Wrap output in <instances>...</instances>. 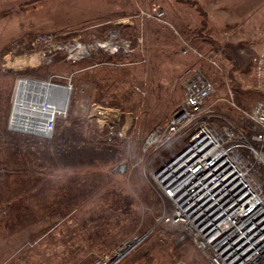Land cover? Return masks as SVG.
Returning <instances> with one entry per match:
<instances>
[{
	"label": "rangeland",
	"instance_id": "rangeland-1",
	"mask_svg": "<svg viewBox=\"0 0 264 264\" xmlns=\"http://www.w3.org/2000/svg\"><path fill=\"white\" fill-rule=\"evenodd\" d=\"M72 42L85 49L78 60L59 48ZM200 63L216 78L207 105L218 125L249 128L241 111L262 96L235 94L228 82L232 63L237 91L264 67V0H0V129L21 141L17 151L0 141V264H94L105 243L133 236L142 242L116 264H206L177 228L157 222L168 209L153 173L172 149L160 136L161 152L146 144ZM26 78L71 89L50 136L8 125ZM150 193L163 202L157 213Z\"/></svg>",
	"mask_w": 264,
	"mask_h": 264
},
{
	"label": "built area",
	"instance_id": "built-area-1",
	"mask_svg": "<svg viewBox=\"0 0 264 264\" xmlns=\"http://www.w3.org/2000/svg\"><path fill=\"white\" fill-rule=\"evenodd\" d=\"M51 39L50 36L40 38L44 42H49ZM73 45H75L74 42L68 43L64 47L59 45V48L67 50L70 59L78 60L83 54L72 53L68 46ZM73 47L78 48L79 46ZM21 80L17 82L16 90ZM50 84L53 86L51 94L56 101H59L62 98L60 90L56 88V84ZM184 88L183 99L170 115L167 125L162 130H156L150 134L148 138L152 139L151 141L146 139V144L149 143L150 146L153 141H157L156 147L161 152L164 146H159L156 139L160 136L163 144L172 149V154L153 173L157 195L169 205L168 213L160 216L157 221L177 228L180 239L191 242L194 248L199 250L198 252L206 264H264V205L257 206V201L260 198L264 200V182H262V178L256 181L261 187V190L256 191L248 182L247 177L252 171L251 163L248 161L239 162V157L247 152L254 154V163L261 164L262 167V162H264L262 160L264 158V96L256 100L251 111H241V116L244 115L251 126L246 130L233 129L239 134L241 131L248 132L249 140L253 143L252 146L232 132V124L224 120L225 118H223L224 124L218 125L217 116L213 115L214 112L207 105V100L215 92V85L201 69L192 70ZM15 97L16 92L13 106ZM49 107L52 106L44 102L43 110L32 114L30 129L23 132L50 136L58 112L55 111L42 121L41 115ZM218 119L220 118L218 117ZM19 121L23 120L19 119ZM8 125L12 128L11 130L19 131L15 128L17 124L13 123L11 117ZM204 138H207L206 146L202 143ZM206 147H208L207 150L198 155L195 161L188 166L190 157L197 150ZM157 148L156 150H158ZM199 163L200 165H198ZM177 164L178 167L183 165L184 169L179 175L172 178L170 173L176 170ZM223 165L226 166L222 171L230 169V174H234L235 179H239L240 190L235 193L242 190L245 197L246 195L248 197L242 204L237 197L238 199L232 202V206L224 201L223 204L227 206L220 212L219 217L213 212L204 217L201 213H197L196 209L192 210L191 206L186 205L179 193L178 182L187 178L184 175V170L187 174L195 176L198 169L206 170L210 167V170L207 171L208 175L211 171L219 173ZM181 174L184 177L178 180L177 178ZM245 209L251 212L246 214ZM140 242H142V237L133 236L126 239L109 253L97 257L94 264H116Z\"/></svg>",
	"mask_w": 264,
	"mask_h": 264
},
{
	"label": "bare ground",
	"instance_id": "bare-ground-1",
	"mask_svg": "<svg viewBox=\"0 0 264 264\" xmlns=\"http://www.w3.org/2000/svg\"><path fill=\"white\" fill-rule=\"evenodd\" d=\"M68 49L70 51L72 50V53L74 52L82 53V54L85 53V50L82 48V46L78 48L73 47V46H68ZM52 88L53 86L50 83L47 84V82L35 81V80H29V79H23L20 81V84L18 85L17 90H16L17 97H16V102H15V107L13 109V116L11 119L13 120L14 124H17L15 128L20 129V131H28V128L30 129L29 124H30L32 114L36 111L43 110L44 102L50 104L52 107L51 108L49 107L45 109V111H43L44 114L41 115L42 121L44 118L50 117V115L54 113L55 111H57L58 113H66L67 103L69 100L70 90H71L70 87L69 86L62 87L58 85L56 86V88L60 90L61 95H62V98L59 101H56L53 95L51 94ZM242 117L247 122H249V120L244 115H242ZM19 119H22L23 121L21 122L19 121ZM249 124L251 126L250 122ZM246 128L248 127H245L244 130H246ZM232 132H234L237 135V137L242 139V141H247L249 144L253 146V143L249 140L248 132L244 133L243 131H241V133L239 134V133H236L233 129H232ZM202 143L204 144V146H206L207 138H204ZM207 148L208 147H206L205 149L197 150V152L194 153L188 160V166L192 162L195 161L198 155H201L202 153H204L205 150H207ZM254 160H255L254 154L251 152H247L239 157L240 163H243L245 161H248L251 163L252 171L247 176L248 182L252 184V187L255 188L256 191H258V190H261V187L256 183V181L262 178L263 179L262 182H264V166H263L264 162H262V167H261V164L254 163ZM262 160L264 161V158ZM225 166L226 165H223L221 169H224ZM177 167H178V164L176 168ZM182 167L184 166L181 165L175 171L171 172L170 176L173 178L177 174H180L182 172ZM209 169L210 167H208V169L206 170L198 169L195 176L189 173H188L189 175L184 174L187 177L186 179L188 180L184 183L182 182L186 179L180 180L178 182L177 187L179 188V193L182 195V199L184 200V202H186V205L191 206L192 210L196 209V212L201 213L204 217H207L211 212H213L215 215L219 217L220 212L224 210V208L227 206L226 204H223L224 201H226V203L229 206H232V202L239 198L240 200L239 202H241L242 204L247 199L248 195H246L245 197V194L243 193L242 190L235 193L236 191L240 190L241 185L239 184V179H235L234 174H230V169H227L221 172V174L225 175L224 178H227V177L229 178V181L226 184L224 183V179L219 177L220 174L214 171L206 175L204 179H201L200 176ZM184 173H186L185 170H184ZM182 177L184 176L182 175L181 178ZM190 177L193 178L192 181H195V180L197 181L196 185H190L188 183L190 180ZM205 181L207 182L206 185H204ZM208 188H210L211 190ZM213 191H215V193ZM200 193H203L205 198L211 194H215V195L211 196V198H208V199L196 198V196L199 195ZM257 202H258L257 206L264 205V200H262L261 198ZM254 205L256 206V204ZM205 210H208V212L207 213L204 212ZM244 212L248 214L251 211H249L248 209H245ZM157 222H160V221H157ZM160 223L165 224L163 222H160ZM247 226L250 227V225H247Z\"/></svg>",
	"mask_w": 264,
	"mask_h": 264
},
{
	"label": "trees",
	"instance_id": "trees-1",
	"mask_svg": "<svg viewBox=\"0 0 264 264\" xmlns=\"http://www.w3.org/2000/svg\"><path fill=\"white\" fill-rule=\"evenodd\" d=\"M233 65H232V78H233V80H235L236 78H235V70H236V68H235V65H234V63H232ZM257 66V65H256ZM256 66H253V70H252V75H253V86H250V87H248L247 89H245V90H241V89H239L238 91H237V89H238V87L236 88V86L234 87V85L235 84H237V85H239V83H240V81L237 83V81H236V83L232 80V84H230L229 82H228V86H230L231 88H232V90L233 91H235L236 93L235 94H237L238 92H240V93H245V94H255V95H261V96H264V67L263 68H260V69H255L256 68ZM203 72L211 79V81L214 83V81H215V79L216 78H213V76L211 77L206 71H204L203 70ZM255 83V84H254ZM215 84V83H214ZM259 86V87H261V89H259V90H256V89H254V86ZM216 86V85H215ZM222 97V96H221ZM224 98V97H223ZM177 109V108H176ZM175 109V110H176ZM174 110V111H175ZM173 111V112H174ZM172 112V113H173ZM171 113V114H172ZM233 117V116H232ZM240 118H241V116H240ZM0 141H3V143L4 144H7V143H10V141H12L13 143H15V141L14 140H12L11 139V134L10 133H7L6 131H5V128H4V126L2 127V129H0ZM21 145V141L20 142H18V141H16V143H15V145H14V147L15 148H12V150H14V151H17V147L18 146H20ZM169 226V225H168ZM169 227H171V226H169ZM159 229H161L162 227L161 226H159L158 227ZM173 228V227H172ZM175 228V227H174Z\"/></svg>",
	"mask_w": 264,
	"mask_h": 264
},
{
	"label": "crops",
	"instance_id": "crops-1",
	"mask_svg": "<svg viewBox=\"0 0 264 264\" xmlns=\"http://www.w3.org/2000/svg\"><path fill=\"white\" fill-rule=\"evenodd\" d=\"M201 34H202V33H201ZM236 34H237V33H236ZM202 35H203V34H202ZM235 40H236V43H238V44H244L245 46H248V44H250V43H247V42H250V41H247V39H240V38H238V36L235 37ZM217 42H218V41H217ZM217 42H216V43H217ZM203 44H206V48H208L207 45H209V43H208V44H207V43H203ZM217 44H218V43H217ZM217 44L214 45V44L211 42V44L209 45V47L213 49V48L216 47ZM201 46H202V43H201ZM204 46H205V45H204ZM206 48H204V49H206ZM202 49H203V48H202ZM213 53H214V52H212V50H210L209 57L213 56V55H214ZM198 55H199V54H198ZM201 56L205 57L206 55L204 56V55L201 54ZM206 57H207V56H206ZM197 66H199L198 68L201 69L202 71H203V70H204V71L207 70V69H206L207 67H204L203 63H200V64L196 65V67H197ZM204 68H205V69H204ZM216 100L218 101V100H222V99H216ZM105 107H106V109L111 108V106H109V104H106ZM253 107H254V105L251 106V107H249L247 111H251V110L253 109ZM112 109L118 111L119 108H115V107H114V108H112ZM18 142H20V141H18ZM137 190H138V189H137ZM131 194H132V193H131ZM149 195H151V193H150ZM159 200H161V199H160V198H157V197H153V196L151 195V202H152V203H150V204H148V205H149L150 207H153V208H154V210H152L154 213H157L158 210H157L156 208H157L158 205H159L160 207L162 206V203H163V202H160ZM158 203H159V204H158ZM163 205H164L165 207L167 206V209L169 210V205H168L167 203L164 202ZM139 210L141 211V214L143 213L142 215H141V214L139 215ZM139 210L136 211V214H135V215H136V219H137V217H138V219L143 218L142 216H143L144 213H145V212L143 211V209H139ZM139 222H144V221H143V219H141V220L138 221L137 223H139ZM163 225H164V224H163ZM118 243H120V241H119ZM118 243H117V244H118ZM114 244H115V241H114L113 243H111V245L109 246V248H107V247H106V243H105V244H104L105 247H104L103 251L99 252V253H100V256L109 253V252L112 250V248L115 246ZM113 245H114V246H113ZM86 252H87V251H86ZM86 254H87V253H86ZM92 255H94V254H92ZM75 258L81 260V259H84V255H82V256H81V255H78V256H75L74 259H75ZM91 259H92V258H91Z\"/></svg>",
	"mask_w": 264,
	"mask_h": 264
}]
</instances>
